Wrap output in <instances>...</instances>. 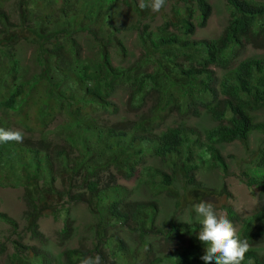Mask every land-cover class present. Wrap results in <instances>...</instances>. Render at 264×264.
<instances>
[{"label": "trees", "instance_id": "obj_1", "mask_svg": "<svg viewBox=\"0 0 264 264\" xmlns=\"http://www.w3.org/2000/svg\"><path fill=\"white\" fill-rule=\"evenodd\" d=\"M181 1L172 5L173 21L161 15L163 23L150 27L151 21H141L150 9H141L140 0H0V128L24 134L21 143L0 142V188L21 189L23 228L37 240V219L54 195L69 205L83 203L94 217L90 247H66L49 257L43 242L38 248L14 239L6 264H79L96 254L103 264H205L197 239L200 220L158 227L155 201L130 199L131 190L119 180L160 188L177 205L180 198L197 201L206 189L191 171L206 162L224 170L218 144L246 145L249 132L264 133V122L251 114L264 107V54L238 57L244 44L264 49V0H225L221 32L199 40L191 35L206 22L210 5ZM118 4L135 15L128 27L136 32L139 55L132 61L114 36L122 28L113 11ZM79 32L96 41L95 56H80ZM24 40L35 44L36 71L19 60L17 45ZM230 64L217 80L212 67ZM117 87L127 92L121 113L112 99ZM201 113L213 123L191 125L190 116ZM114 114L123 115L109 121ZM257 152L254 168L246 167L244 174L248 185L258 187L261 206L238 221L237 234L250 243L242 264H264V252L255 249L264 243V146ZM177 175L185 185L181 197L171 187ZM64 204L51 214L66 209ZM225 209L232 222L238 219ZM0 222L17 233V222L1 210ZM116 225L133 233V247L107 233ZM72 229L62 219L58 241L68 239Z\"/></svg>", "mask_w": 264, "mask_h": 264}, {"label": "rangeland", "instance_id": "obj_2", "mask_svg": "<svg viewBox=\"0 0 264 264\" xmlns=\"http://www.w3.org/2000/svg\"><path fill=\"white\" fill-rule=\"evenodd\" d=\"M207 2L210 5V13L204 25L194 26L191 37L195 40L209 39L218 35L226 23V1L207 0ZM173 4L181 6L182 1L166 0L165 6L160 12H153L151 8H149L150 15H148V17L146 15L147 18H141L142 23L151 21L150 27L161 25L164 18L161 15H165V19L167 18L169 21H173V15L171 12ZM113 11L115 12L116 21L122 24V28L120 27L119 31L114 33V36L120 38L126 45L127 50L130 51L128 59L132 61L139 55L136 42V32L128 27L129 22L134 20L135 15L126 7H120V4H118ZM149 16L152 17L149 18ZM12 20L17 22L15 16L12 17ZM169 29L172 30L171 27H169ZM77 43L80 56L83 57L85 55L88 58L95 56V49H97L98 45L91 36L79 32ZM34 45L33 42L27 43L26 40H24L19 42L16 49L21 64L27 66L29 71H36L37 69L32 62V54L35 48ZM108 50L110 52L111 61L115 63L116 58L114 57L112 46H109ZM261 54H264V49L253 48L248 44H244L238 53V57L244 58L250 55ZM230 68H232V64L224 69L212 67L217 80L227 74ZM112 99L116 103L119 113H121L128 102L127 92L124 88L117 87ZM148 107L149 105L143 106V108ZM251 114L253 115V120L264 122V107L252 111ZM122 115L123 114L108 115L107 118L109 121L115 122L118 121ZM57 120L58 118L55 119V123ZM189 123L198 127L200 125L209 126L213 122L209 120L207 115L201 113L198 117L190 116ZM170 125H174V123L170 122ZM201 138H203L202 134ZM263 146L264 133L258 131H251L248 133L246 145H243L238 141L218 144V149L222 156V160L224 161L225 169L223 170L220 167H213L206 162L207 164H203L204 166L199 165L191 171L193 179L203 184L206 189L205 193L202 194L197 201L188 200L189 198L187 200L180 198V204L177 205L174 203V198L167 195L166 192L160 188L152 189L139 185L136 187V181L133 178L129 180L120 179L119 182L123 183L131 190L129 196L130 199H153L155 201L157 207L155 224L158 227H163L164 224H167L170 220L174 222L201 221V218L198 217L194 211V205L203 200L211 202L218 213H225L223 208L229 207L238 217V219L233 222L238 230V221L255 212L261 206L259 189L255 185H248L246 183V175L244 174V171L248 166L251 169L254 168V160L258 156L257 149ZM148 160L154 165L160 166V163L156 158H149ZM162 169L169 172V169L165 166H163ZM176 177L177 180L173 182L174 184H172L171 187L173 188V191L178 193V197H181L184 192L183 186L185 185L182 177L178 175ZM79 179L80 177H76L75 182ZM20 196L21 189L18 187L4 186L0 188V210L17 222V235L11 230L10 226L0 222V244L3 245V250L0 252V264H6V257L11 250L10 241L14 239H18L23 244L33 245L38 248L41 247V242H43L44 246H42L41 249H43L49 257H58V252L66 247L91 246L93 232L92 228H89V225L94 222V217L83 203L69 205L65 203L64 196L58 197L57 195H54L50 197L48 201L43 204L42 213L37 219L38 232L41 238L40 240H37L31 238L30 234L23 228L24 221L22 219V213L24 211V206ZM62 204L65 205L66 209L60 208L56 213V216L52 215L51 211L54 210V207H59V205ZM65 211L67 214H65ZM64 218H67L71 222L73 229L71 236L68 239L59 242L57 233L62 225V219ZM130 227L131 226H129V228ZM107 233L119 234L128 246L133 247L136 243V238L133 233H130L125 227H119L116 225L114 228L108 230ZM150 240L154 244L157 243L154 239ZM157 245L158 243L155 246ZM171 245L173 248L174 243ZM255 249L260 253L264 252V243L257 244Z\"/></svg>", "mask_w": 264, "mask_h": 264}, {"label": "clouds", "instance_id": "obj_3", "mask_svg": "<svg viewBox=\"0 0 264 264\" xmlns=\"http://www.w3.org/2000/svg\"><path fill=\"white\" fill-rule=\"evenodd\" d=\"M166 0H140L139 7L151 8L153 12H160ZM24 134L20 130H5L0 128V142H23ZM225 213H218L211 202L203 201L194 205V211L200 221V231L197 239L204 245V254L200 257L205 264H242L250 248L247 238L237 234L235 224ZM237 216V215H236ZM79 264H103L99 254L82 257Z\"/></svg>", "mask_w": 264, "mask_h": 264}]
</instances>
